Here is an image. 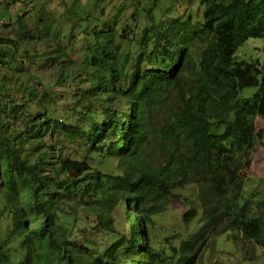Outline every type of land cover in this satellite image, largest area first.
I'll list each match as a JSON object with an SVG mask.
<instances>
[{
    "label": "trees",
    "instance_id": "16d2710c",
    "mask_svg": "<svg viewBox=\"0 0 264 264\" xmlns=\"http://www.w3.org/2000/svg\"><path fill=\"white\" fill-rule=\"evenodd\" d=\"M196 1L199 20L178 18L163 27L150 15L151 26L140 34L67 9L63 17L75 19L81 31L74 35L68 28L66 40L87 42L77 60L73 45L59 48L55 58L58 85L67 92L76 84L68 119L53 116L60 109L45 87L42 100L18 101L11 95L16 85L2 76L0 264H199L208 239L228 232L244 243V261L257 258L256 249L264 258V201L252 208L242 190L248 152L262 137L254 121L264 120V68L238 55L248 39L264 40V0ZM28 20L17 16V37L0 42V70L15 64L11 70L21 72L19 55L36 60L19 48L33 42ZM37 30L40 38L49 29ZM118 39L125 50L116 47ZM19 86L28 89L27 80ZM246 90L253 95L242 96ZM60 135L86 160L64 154ZM148 138L156 148L153 161H146ZM92 155L105 169L88 165ZM110 156L116 173L103 161ZM187 185L197 194L182 219L195 220L198 231L169 254L158 252L150 245L152 218L162 212L156 203L177 198L174 192ZM117 205L132 211L135 228L113 242L96 241L103 229L110 232L108 213Z\"/></svg>",
    "mask_w": 264,
    "mask_h": 264
},
{
    "label": "rangeland",
    "instance_id": "374dc122",
    "mask_svg": "<svg viewBox=\"0 0 264 264\" xmlns=\"http://www.w3.org/2000/svg\"><path fill=\"white\" fill-rule=\"evenodd\" d=\"M6 1L8 0H0V42L8 38L17 37V27L14 22L17 16H26L30 19L27 22V29L30 35L33 36V42L31 41L28 45L20 43L22 45H19V48L22 47L23 51L34 53L37 58L29 62L27 57L17 56L15 58L17 62H20V64L24 66L22 67V71L15 73L11 70V67H14L15 64L9 66L10 68L6 67V71L3 68V70H0V80H2L3 75L10 76L9 82L16 85L15 89H17L11 94L12 99L23 102L34 99L42 100V91L45 87L52 95H55L56 104H54L60 109L59 112L53 113V116L59 117L63 115V117L67 119L68 115L71 114L69 107H72L75 100L76 91L74 87H76V84L73 82L67 85V92L65 91V86L60 87L58 85L56 82V69L58 65L55 58L61 55L59 48H61L63 52V50L68 49L70 45H73L69 51L72 50V59L77 60L79 57L77 50L81 49L80 47L87 43L85 40L79 41L78 39H73L72 42L71 40L70 42L66 40L68 38V28L71 27L73 29L74 35L81 31L78 29V24L75 19L69 22L63 17V13H65L67 9H70V7L78 10L80 9V16L83 17L87 14L93 17V19H99L105 23L107 22L110 26L113 25V28L117 31L126 30L125 32H130V30L141 31L144 26H151L152 21H149L147 18L150 15L153 17L154 23L161 18L163 22L161 25L164 27V25H169L172 20L178 18L182 21L188 17H190L192 21L199 20L202 11V8L196 0H18L14 4L12 3L8 6L6 5ZM40 15L49 17L44 22H42V20L37 21ZM134 15L135 18H132ZM40 23L42 24L38 25ZM39 28L40 31L45 28L49 30L40 38H37V31H39L37 29ZM53 32H56L58 37L53 38V36H51ZM140 33H142V31L138 32V34ZM63 35H66L65 39H63ZM115 45L121 50L126 49L124 48L125 43L120 44L119 39L118 44L115 43ZM2 51H7V47L3 46ZM238 55L240 57L239 59L245 61H258L264 68V40L248 39L239 48ZM6 72L10 73V75ZM25 80L28 82V89L19 86V84L25 82ZM80 86L84 88L85 82H81ZM30 91V97L27 98L29 95L28 92ZM253 93V90H246L242 96L250 97ZM173 94L174 91L171 90V95ZM118 108L124 110L122 105H118ZM32 109L37 110L38 107L33 106ZM158 113L159 115L163 114L162 108L158 110ZM153 116L154 113H152V120L154 119ZM254 124L256 126L255 133L261 131L262 137L254 140L253 149L248 152V155L251 157V166L247 174L248 178L244 181L242 186L243 194L246 196L245 199L250 198L248 200L252 208L257 203L264 201V120L262 118H255ZM58 139L62 144V151L64 154L72 155L73 158L80 160H86L88 156L85 153L79 152L75 145H70L67 142V138L65 139L63 135H60ZM147 140L148 142L145 149H147L146 154H149L147 155L146 161H153L156 157L154 153L156 148L152 146V142L148 145L149 138ZM46 141L48 142V140ZM95 157V155L90 156L91 159L88 161V165L95 168L100 167L99 170H101V168L105 169L102 165L99 166L101 163L99 161L102 160ZM103 161H107V169H115L116 160L114 157L110 156ZM112 173H116V170H112ZM196 194L197 187L194 185H187L184 189L174 192V195L178 196L177 198H174L175 196L169 197L165 204L156 203L162 208V212L152 218L153 225L150 228V245L156 251L159 252L162 250L166 254H169V248L171 246L177 247L181 240H186L197 233L199 227L195 224V220L186 224L182 219L183 213L186 212L187 209H193L192 206L196 200ZM261 209L264 214V208L262 207ZM195 210L197 211L196 208ZM126 213L127 219L125 218ZM131 213L132 211H126L122 205H118L114 211L108 213L112 221L110 232H106V230L103 229L102 235L94 239L96 241L102 239L106 242H113L119 234L129 236V233L135 228L134 224H130ZM93 220H95V218ZM96 224L98 225V223ZM79 225H81L80 222ZM99 226H101V223H99ZM232 235L233 232H228L217 237L211 236L204 246L198 263L248 264V261L242 260L244 252L240 247L244 246V243L241 239L236 242L235 240L233 241V238H231ZM138 249L140 250V247ZM256 253L259 256L252 262H249V264H263V253L260 254L259 250H256Z\"/></svg>",
    "mask_w": 264,
    "mask_h": 264
},
{
    "label": "bare ground",
    "instance_id": "6f19581e",
    "mask_svg": "<svg viewBox=\"0 0 264 264\" xmlns=\"http://www.w3.org/2000/svg\"><path fill=\"white\" fill-rule=\"evenodd\" d=\"M114 4H115V3H114ZM112 34H113V33H112ZM113 35H114V34H113ZM111 36H112V35H111ZM112 37H113V36H112ZM90 88H91V87H90ZM98 182H99V181H98ZM99 183H100V182H99ZM97 184H98V183H97ZM98 187H99V185H98ZM106 197H107V196H106ZM185 197H186V196H185ZM173 202H174V201H173ZM174 203H175V202H174ZM178 203H179V202H178ZM179 204H180V203H179ZM184 204H185V203H184ZM180 205H181V204H180ZM185 205H186V204H185ZM113 206H114V205H113ZM117 206H118V205H117ZM181 207H182V206H181ZM116 208H117V207H116ZM116 208H114V209H116ZM186 208H187V207H186ZM185 210H186V209H185ZM185 210H184V211H185ZM183 214H184V213H183ZM132 217H134V216H131V218H132ZM132 219H134V218H132ZM132 221H134V220H132ZM135 222H136V221H135ZM132 223H133V222H132ZM185 223H186V222H185ZM128 224H129V223H128ZM182 224H183V223H182ZM186 224H187V223H186ZM98 225H99V224H98ZM131 226H132V225H131ZM219 226H220V225H219ZM221 231H222V230H221ZM238 240H239V239H238ZM137 241H138V240H137ZM253 241H254V240H253ZM254 242H255V241H254ZM247 243H248V242H247ZM247 243H246V244H247ZM137 244H138V243H137ZM248 244H249V243H248ZM145 245H146V244H145ZM241 245H242V244H241ZM149 246H150V245H149ZM251 246H252V245H251ZM242 247H243V246H241L240 248H242ZM245 247H246V246H245ZM249 247H250V246H248V248H249ZM250 248H251V247H250ZM253 248H254V247H253ZM253 248H252L251 252L253 251ZM254 249H255V248H254ZM248 250H249V249H248ZM248 250H247V251H248ZM256 250H257V249H256ZM263 250H264V249H263ZM249 252H250V250H249ZM249 252H246V253L249 254ZM251 252H250V253H251ZM254 252H255V250H254ZM257 253H258V252H257ZM248 254H247V257H248V256H251V255H248ZM252 254H253V252H252ZM243 255H244V254H243ZM162 256H164V255H162ZM253 256H254V255H253ZM243 257H244V256H243ZM245 257H246V256H245ZM249 259H250V258H249ZM242 260H243V259H242ZM245 260H247V259H245ZM239 264H240V263H239ZM248 264H249V262H248Z\"/></svg>",
    "mask_w": 264,
    "mask_h": 264
},
{
    "label": "clouds",
    "instance_id": "9594fccd",
    "mask_svg": "<svg viewBox=\"0 0 264 264\" xmlns=\"http://www.w3.org/2000/svg\"><path fill=\"white\" fill-rule=\"evenodd\" d=\"M198 230V229H197ZM189 239V238H188ZM187 240V239H186ZM204 249V248H203ZM203 251V250H202ZM202 253V252H201ZM201 255V254H200ZM198 262V261H197Z\"/></svg>",
    "mask_w": 264,
    "mask_h": 264
}]
</instances>
